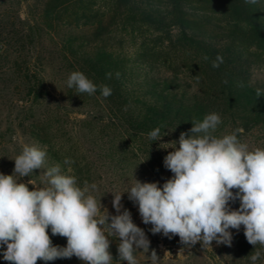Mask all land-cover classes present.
<instances>
[{
	"label": "rangeland",
	"instance_id": "374dc122",
	"mask_svg": "<svg viewBox=\"0 0 264 264\" xmlns=\"http://www.w3.org/2000/svg\"><path fill=\"white\" fill-rule=\"evenodd\" d=\"M51 2L0 0V174L12 175L14 159L24 144L38 142L41 146H47L45 167L55 163L67 167L63 165L66 158L74 161L71 167L78 185L82 187L85 181L95 183L97 190L93 195L97 200L101 198V204L110 216L118 214L113 207L112 192H124L121 212L127 209L138 227L149 228L145 230L150 241L149 250H136L138 264H152L150 255L153 250L159 257L158 264H252L250 256L256 252L260 253V258L255 264H264V246L249 243L247 253L235 247L237 238L246 239L243 225L239 231L229 229L233 237L231 246L213 240L210 246L203 247L202 242H197L186 247L178 235L172 236L164 244L151 234L153 225L143 223L138 205L129 200L125 191L135 183L134 178L140 182H156L162 187L173 176L164 166L165 156L173 150L168 148L170 145L167 143L178 141L179 137L163 136L161 140L153 142L144 134L125 132L104 117L103 108L106 105L103 102L99 106L92 96L86 93L87 97L78 95L74 88L67 87L69 60L60 51L58 32L69 30L65 29V19L59 23L64 29H56V13L47 18L42 15L43 10L48 9L46 5ZM93 2L95 5L91 8L95 10H111L114 14L118 8L112 0H84V5L90 7ZM258 5L261 9V0ZM156 7L152 9L167 16L172 10L159 3ZM128 9L121 8V12ZM191 9L210 21V26L205 25L201 31V36H205L204 32L209 34L207 36L213 38L211 42L216 46L210 57L181 40L180 28L173 24L171 17L162 24L152 25L128 11L121 17L122 21L117 18L106 28L108 33L103 38L115 52H121V47L131 60L138 59L140 53L146 54V61L151 64L154 74L161 77L178 76L192 86L193 92L199 91L223 64L245 71L252 84L264 87V48L237 31L238 26L246 24L230 8L217 4ZM96 31V27H88L83 33L91 42L95 39L94 42H97L102 37H97ZM217 56L222 57L223 62L214 68L212 63ZM27 70L42 78L47 90L43 99L34 100L23 85L22 79ZM239 139L247 143L250 149L262 148L264 142L263 133L258 128ZM122 153L130 158V167L122 169L117 163ZM152 164L155 169L151 170L152 173L146 172L145 166ZM44 171V168L34 170L27 177L14 175L20 182L28 184L29 190H33L34 187L45 186L42 183ZM229 206L236 210L240 207V201L230 202ZM48 234L54 246L66 247V237L52 235L50 227ZM157 234V237L164 236L163 233ZM109 240L113 264H120L115 247L116 240L120 241L116 237H109ZM5 249L6 246L0 247V264H10L3 259ZM37 264L84 262L73 256L48 262L38 260Z\"/></svg>",
	"mask_w": 264,
	"mask_h": 264
},
{
	"label": "clouds",
	"instance_id": "9594fccd",
	"mask_svg": "<svg viewBox=\"0 0 264 264\" xmlns=\"http://www.w3.org/2000/svg\"><path fill=\"white\" fill-rule=\"evenodd\" d=\"M245 2L255 5L259 0ZM222 62L217 56L212 66L219 67ZM106 75L111 78V73ZM66 83L78 95L92 96L99 91L106 98L112 94L109 86L96 85L81 71L71 72ZM261 95L262 90L257 89L256 96ZM191 123L192 128L181 132L178 141L167 143L173 150L165 156L164 166L173 176L162 187L134 178L135 183L125 191L129 200L138 205L143 223L153 225V234L178 235L186 247L197 242L210 246L213 240L231 246L229 229L239 231L242 225L251 245L264 246V148L250 149L242 142L238 138L242 128L217 136L222 120L216 112ZM163 136L161 127L147 134L153 142ZM46 158L47 146L24 144L14 159L13 174H0V247L6 246L3 259L10 264H37L38 260L75 256L84 264H113L109 237H116L120 241L119 260L138 264L134 251L148 252L150 241L131 213L127 209L121 212L124 192H112L118 214L110 216L101 198L93 195L95 183L78 185L71 167L74 161L66 158L63 165L67 167L60 163L45 167ZM42 168L45 186L33 190L14 175L27 177ZM236 200L240 207L233 210L229 205ZM49 227L52 235L67 238L66 247L52 244ZM150 258L152 264H158L155 250ZM259 258V252L250 256L252 264Z\"/></svg>",
	"mask_w": 264,
	"mask_h": 264
},
{
	"label": "trees",
	"instance_id": "16d2710c",
	"mask_svg": "<svg viewBox=\"0 0 264 264\" xmlns=\"http://www.w3.org/2000/svg\"><path fill=\"white\" fill-rule=\"evenodd\" d=\"M51 1L46 5L45 8L48 9H44L42 15L47 18L56 13L57 30L62 27L59 24L61 20L65 19L67 23L65 29L69 31L60 34L58 32V36L60 51L64 52L65 59L69 60L70 73L81 71L96 85H107L112 89V94L106 98L101 96L99 91L92 95L96 103L103 102L106 105L103 108L104 117L111 124L125 132L146 136L154 128L161 127L162 136L179 137L181 132H188L192 128L193 119L202 120L206 114L216 112L222 120L215 133L217 136L242 128L244 131L238 134L239 138L258 128L264 139V87L252 84L245 71L223 64L218 73L209 77L199 91L193 92L192 86L178 76L161 77L154 74L151 64L146 61V54L140 53L138 59L131 60L122 52L121 47V52L117 53L103 38L107 35V29L112 22L117 18L121 20L128 11L143 17L144 22L152 25L162 24L171 17L173 24L180 28L181 40L187 46L210 57V53L216 48L211 42L213 38L207 36L209 34L206 35L205 32L206 37L201 36L202 27L210 26V21L191 8L217 4L223 8H230L246 24L238 26L237 31L264 48L263 0L261 9L258 3L253 5L246 3L245 0H112L118 7L114 14L111 10L91 8L95 2L86 7L84 0ZM158 3L172 8L168 16L152 9L157 8ZM121 8L129 9L127 12H121ZM88 27H96L97 37L102 38L97 42H94L96 39L91 42L83 33ZM108 73H111V78L106 75ZM22 81L34 100L44 98L47 90L39 74L27 70ZM257 89L262 90L259 97L256 96ZM261 147L264 148V142ZM129 159L122 153L119 154L117 163L124 169L130 167ZM145 167V171L149 173L155 169L153 164ZM141 229L144 232L149 230L147 227ZM151 234L158 242L167 244L169 237ZM119 243L116 240L117 250ZM236 244L237 249L248 252L249 242L246 239L237 238ZM136 255L135 250L134 256ZM117 258L119 260V254ZM119 262L127 264L126 261Z\"/></svg>",
	"mask_w": 264,
	"mask_h": 264
}]
</instances>
